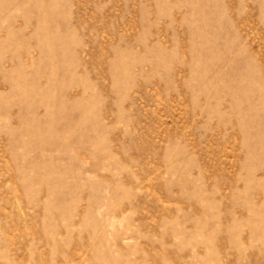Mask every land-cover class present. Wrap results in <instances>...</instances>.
<instances>
[{
  "label": "rangeland",
  "instance_id": "rangeland-1",
  "mask_svg": "<svg viewBox=\"0 0 264 264\" xmlns=\"http://www.w3.org/2000/svg\"><path fill=\"white\" fill-rule=\"evenodd\" d=\"M0 264H264V0H0Z\"/></svg>",
  "mask_w": 264,
  "mask_h": 264
}]
</instances>
